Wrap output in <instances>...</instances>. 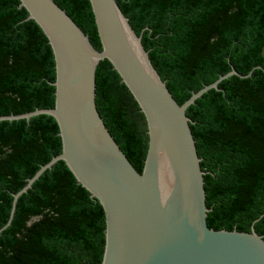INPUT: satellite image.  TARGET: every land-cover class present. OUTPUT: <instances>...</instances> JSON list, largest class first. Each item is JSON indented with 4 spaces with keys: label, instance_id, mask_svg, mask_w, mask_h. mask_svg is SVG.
<instances>
[{
    "label": "trees",
    "instance_id": "trees-1",
    "mask_svg": "<svg viewBox=\"0 0 264 264\" xmlns=\"http://www.w3.org/2000/svg\"><path fill=\"white\" fill-rule=\"evenodd\" d=\"M100 51L89 0H53ZM152 66L183 104L234 69L186 110L204 172L207 226L264 240V0H116ZM19 0H0V117L50 109L54 57ZM95 103L109 133L141 172L143 113L106 59L95 69ZM53 117L0 121V264H101L105 214L63 161L23 193L62 150ZM35 218L34 221H31ZM10 220V223L8 224ZM8 224V225H7Z\"/></svg>",
    "mask_w": 264,
    "mask_h": 264
},
{
    "label": "water",
    "instance_id": "water-1",
    "mask_svg": "<svg viewBox=\"0 0 264 264\" xmlns=\"http://www.w3.org/2000/svg\"><path fill=\"white\" fill-rule=\"evenodd\" d=\"M19 1L51 47L55 103L50 109L1 116L0 121L49 115L58 125L62 150L13 195L10 220L17 199L63 161L104 210L101 264H264V240L253 226L250 232L207 226L204 172L186 116L187 108L204 93L240 75L232 69L179 105L116 0H89L100 51L53 0ZM104 59L146 120L148 149L141 172L121 151L96 108L95 69Z\"/></svg>",
    "mask_w": 264,
    "mask_h": 264
},
{
    "label": "rangeland",
    "instance_id": "rangeland-1",
    "mask_svg": "<svg viewBox=\"0 0 264 264\" xmlns=\"http://www.w3.org/2000/svg\"><path fill=\"white\" fill-rule=\"evenodd\" d=\"M263 54H264V52H263Z\"/></svg>",
    "mask_w": 264,
    "mask_h": 264
}]
</instances>
